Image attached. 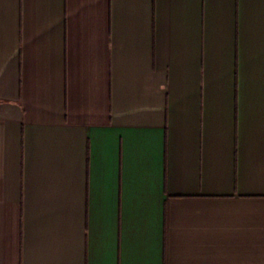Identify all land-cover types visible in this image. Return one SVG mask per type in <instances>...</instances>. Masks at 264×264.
<instances>
[{
	"label": "crops",
	"instance_id": "1",
	"mask_svg": "<svg viewBox=\"0 0 264 264\" xmlns=\"http://www.w3.org/2000/svg\"><path fill=\"white\" fill-rule=\"evenodd\" d=\"M0 264H264V0H0Z\"/></svg>",
	"mask_w": 264,
	"mask_h": 264
}]
</instances>
